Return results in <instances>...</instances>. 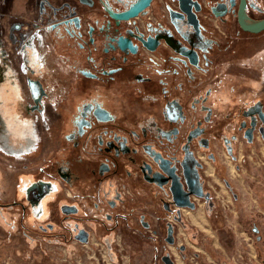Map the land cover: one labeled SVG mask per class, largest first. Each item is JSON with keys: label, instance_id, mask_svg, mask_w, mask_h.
Instances as JSON below:
<instances>
[{"label": "flooded vegetation", "instance_id": "flooded-vegetation-1", "mask_svg": "<svg viewBox=\"0 0 264 264\" xmlns=\"http://www.w3.org/2000/svg\"><path fill=\"white\" fill-rule=\"evenodd\" d=\"M135 1L41 0V13L52 19L45 28L72 66L69 90L59 102L58 144L47 162L53 164L45 168L71 183L82 180L71 166H85L90 178L83 180L100 186L104 179V189L125 174L137 185L147 182L152 194L158 192L157 209L176 219L182 215L176 210L196 211L200 200L213 217L227 216L228 209L242 226L241 216L253 214L246 198L238 206L224 203L221 176L207 173V162L219 161L215 152L205 153V161L193 145H230L240 136L250 144L264 142L263 70L252 102L223 101L214 83L220 61L264 68V29L241 27V0H150L136 17L113 16ZM244 12L264 18V0H246ZM262 157L249 155L260 162L264 180ZM59 158L70 167H56ZM123 163L131 172L121 171ZM256 178L248 173L246 182L256 184ZM224 181L233 188L228 177ZM172 186L178 200L188 198L193 206H179Z\"/></svg>", "mask_w": 264, "mask_h": 264}, {"label": "rangeland", "instance_id": "rangeland-1", "mask_svg": "<svg viewBox=\"0 0 264 264\" xmlns=\"http://www.w3.org/2000/svg\"><path fill=\"white\" fill-rule=\"evenodd\" d=\"M41 11V0H0V119L3 120V117L7 116L12 103L15 104L17 100L20 101L15 97L22 95L19 93L20 91L27 93V98L22 99V101L26 103L30 112L35 113L37 133L45 144L44 154L47 159L49 152L58 144L55 142L57 139L55 130L59 117V102L65 96L63 93L69 90L67 89L69 87L68 81H70L68 76L71 74L72 66L63 49L54 43L60 41L52 40L45 28L52 19L48 14H43ZM83 27L84 29L88 27L86 17L83 19ZM218 69V76L214 83L220 85L217 94L218 98L223 101L230 102L233 100L235 104H240L244 100L254 101L257 97L255 92L260 86L259 79L262 70L261 85L264 87V68L259 66H236L234 68L220 61ZM16 76L22 81L19 86H15L14 79ZM14 91H17L18 94L15 95ZM228 129L235 130L231 126ZM193 147L196 155L205 161H208L205 153H210V151L215 152L217 161H220V164L219 161L212 164L208 161L207 173L215 171L218 176H221L222 180H219V187H222L223 190L219 193L224 194L226 201L224 203L232 206V203H229L232 201L238 206L246 198L245 203L248 204L250 212L253 214L248 215V217L241 216V219H246V223L244 222L241 226L234 215L230 214V210L225 209L227 216L221 212L218 218H215L217 215L212 216V211L209 215L212 219L210 224L190 225L186 220L190 212L187 213V208L176 210V212L182 213L183 223H181L182 219H176L174 212L170 214L159 209L160 212L155 218L154 215L151 216L153 225L148 227L144 233L147 240L149 237L151 240L156 238L160 241L155 246L161 250V255H167L168 252L170 254L171 251L177 255L178 244L186 245L189 261L185 260V262L188 264H264V191L261 188L264 180L261 177L260 162L254 163L249 159L250 154L264 155V142L259 140L250 144L240 136L239 142L230 145L211 142L210 148H208L206 145H197L194 142ZM190 153L195 154L193 150H190ZM263 160L262 157L261 162ZM65 162L59 158L56 167L60 163L70 167V164ZM52 164L48 163L47 165L52 166ZM73 165L71 166L73 173H78L80 179L90 178L85 166ZM130 170L124 163L121 165L123 173L131 172ZM248 173H253L254 177H257L256 184L251 185L246 182ZM120 177H122L120 184H118L120 191L125 192L126 198H133L136 195L134 183L124 182L125 174ZM227 177L230 186H233L232 189L224 181V178ZM101 183L102 185L98 188L100 194L98 203L100 206H104V179L101 180ZM115 186L116 182L113 184L114 188ZM136 186L138 187V185ZM219 187L216 189L217 191H219ZM111 188L108 186L105 191L111 190ZM199 202L197 209H202L205 204L203 205L200 200ZM139 214L146 215L141 211ZM160 219L165 221L166 228L161 226ZM155 223L157 224L155 225ZM83 232V230H77L76 234L69 239L77 241L76 245H73L74 243H59L61 245L59 252L62 254L55 253L53 257L50 254L39 264H121L122 260L124 262V258L129 260V257H131L130 262L132 260V264L136 262L135 255L132 252L129 254L122 246L123 244L118 247L121 255L119 261L111 259L108 252L104 261V257L101 255L104 251V242L90 235L92 237L91 243L83 246L82 240L79 239ZM88 237L89 234L86 240ZM168 238L171 239V242L176 239L178 244L170 245ZM73 246L75 249L69 253L68 250H71ZM204 257H208V261ZM85 259L88 260L87 263H84ZM4 262L7 261L0 260V264H5ZM36 263L37 261H35Z\"/></svg>", "mask_w": 264, "mask_h": 264}, {"label": "crops", "instance_id": "crops-1", "mask_svg": "<svg viewBox=\"0 0 264 264\" xmlns=\"http://www.w3.org/2000/svg\"><path fill=\"white\" fill-rule=\"evenodd\" d=\"M14 82L15 86L22 83L18 76ZM19 93L22 95L15 97L20 101L12 103L7 116L0 119V260L7 261L5 264L42 263L50 254L52 257L55 253L62 254L59 243L76 245L77 241L69 239L77 230H83L80 239L89 234L104 242L114 261H119L118 247L123 244L129 254L135 255L133 264H145L147 260V264H188L187 247L176 239L167 240L170 245L178 244L177 255L173 251L161 255L155 246L160 241L149 237L147 240L144 233L154 223L151 216L155 218L160 212L158 192L152 194L147 182L140 181L137 187L132 179H123L126 183L130 181L136 190V195L128 199L118 186L122 177L113 179L105 186V190L108 186L112 188L104 190V206H100L96 183L83 179L63 182L53 170L45 168L48 157L45 158V144L37 133V118L22 101L27 93ZM140 211L146 215H138ZM211 212L207 205L196 211L188 209L186 220L190 225H207L212 220ZM180 219L183 223L184 217ZM160 224L167 227L161 219ZM130 259L124 258L121 264H132ZM204 259L208 261V257Z\"/></svg>", "mask_w": 264, "mask_h": 264}, {"label": "water", "instance_id": "water-1", "mask_svg": "<svg viewBox=\"0 0 264 264\" xmlns=\"http://www.w3.org/2000/svg\"><path fill=\"white\" fill-rule=\"evenodd\" d=\"M245 2H246V0H241L240 7H239V23H240L241 27L244 30L251 31V32L261 31L262 29H264V18L259 19V20H254V19L248 18L244 12ZM149 3H150V0H137V1L133 2L128 7L127 10H125L119 14H113V16L118 18V19H124V20L136 17L142 10L145 9V7ZM172 192L174 195V199H177V194L173 190V186H172ZM177 204L179 206H193V204L190 203L188 198L183 200V201L182 200L180 201L177 199ZM85 240H86V238L82 239V241H85Z\"/></svg>", "mask_w": 264, "mask_h": 264}, {"label": "built area", "instance_id": "built-area-1", "mask_svg": "<svg viewBox=\"0 0 264 264\" xmlns=\"http://www.w3.org/2000/svg\"><path fill=\"white\" fill-rule=\"evenodd\" d=\"M234 215V217L236 218V214L234 213L233 214ZM249 238H251V237H249ZM92 239V237H90L88 240H85V241H82L81 243H82V245L84 246H87L89 243H91V240ZM101 249H102V247H101ZM91 251H92V247H91V250L89 251L90 253H91ZM87 252V251H86ZM87 255H88V252H87ZM101 255L104 257V261H105V257L107 256V248H106V246L104 245V251L101 253ZM88 262V260L87 259H85L84 260V263H87Z\"/></svg>", "mask_w": 264, "mask_h": 264}, {"label": "bare ground", "instance_id": "bare-ground-1", "mask_svg": "<svg viewBox=\"0 0 264 264\" xmlns=\"http://www.w3.org/2000/svg\"><path fill=\"white\" fill-rule=\"evenodd\" d=\"M193 219H194V220H196V218H195V217H193Z\"/></svg>", "mask_w": 264, "mask_h": 264}]
</instances>
